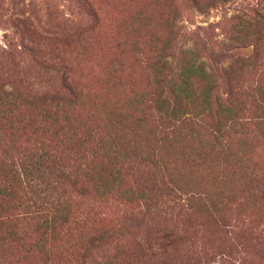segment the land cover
Masks as SVG:
<instances>
[{"label":"rangeland","instance_id":"obj_1","mask_svg":"<svg viewBox=\"0 0 264 264\" xmlns=\"http://www.w3.org/2000/svg\"><path fill=\"white\" fill-rule=\"evenodd\" d=\"M86 3L94 9L102 5L105 13L102 14L98 38L92 39L83 47L80 35L85 31L87 34L95 32V22L84 9ZM196 8L191 7L189 12L184 13L183 22L179 23H183L189 30L208 24L215 29L214 24L221 23V7L209 9L206 13ZM148 15L149 21L146 18ZM26 19L35 28V36L19 25L21 23L18 21ZM157 21L151 8L144 4L138 7L130 0H0V95L4 90L13 92L19 103L26 104L20 106L23 110L21 115H12L11 119L0 123L5 127L0 130V141L6 140L1 144V150L9 151L17 159L20 150L10 143L11 136L22 144L26 139L34 144L33 129L22 130L19 121L30 115L38 116L46 110L57 113L53 117L56 124L47 133L61 130L68 136V144L69 138L75 140L77 137V145L72 151L64 149L65 147L56 149L60 139H54L53 136L50 137L52 141H45L51 148L59 151L56 152L57 160H54L60 164L58 169L66 168L70 164V158L72 161L73 158H85L87 161L91 173L88 182L86 181L87 195H78L72 191L60 199L65 204L64 214H69L82 228L90 230L87 234L84 229H80L84 240L102 228L106 231L100 240L90 245L87 264H223V261L238 264L233 259H237L235 251L239 247L250 252L253 257L254 251H264V198L256 193L254 185L249 192H241L239 181V191H235L232 188L234 184H230L228 179L231 176L224 168L237 166L247 158L257 162L264 159L263 153L254 149L253 140L249 137L234 138L226 155L220 154V149L213 150L202 135L184 138L179 144L165 142L163 135L159 133L161 122L152 109L150 114L153 122L148 121L152 125V132H148L149 127L144 125L140 128L133 125L130 132L126 130L128 123L120 122V115L125 111L134 112L141 94L148 95L154 91L153 68L148 59L159 48L156 38L161 34L157 32ZM215 33L217 38H223L220 35L221 29H216ZM36 41L39 42L36 50H30L34 46L31 44ZM69 44L74 47V51ZM29 52L43 54L42 59L53 66L63 62L64 54L76 55L69 62L72 67L71 79L81 90L75 105L59 102L56 108L48 100L38 98L42 91H60V81L58 77L56 80L52 78L54 73L47 75L38 63L17 55L11 56V53ZM222 53L219 52V60L226 65L231 54L224 51ZM259 74L260 70L249 69L244 84L253 86ZM259 79L264 80V73ZM34 95L39 96L32 98ZM133 100L136 101L132 106L129 102ZM44 103L47 106H43ZM201 114V111L197 113L195 121L199 120ZM255 114L257 117H264V113ZM83 139L90 144L82 143ZM100 140L103 142L102 146H96ZM10 153L8 156H12ZM190 158L198 160L197 163L202 165L205 163L207 169L201 173H193L200 193L195 198L196 201L193 200L188 208L185 206L180 215L165 210L164 206L149 209L142 202H136L143 186L149 189L155 186L157 193L153 190L154 196L165 200L169 190L173 189L171 181L184 175ZM118 169L126 172L127 176L110 177V171ZM222 169L221 175H227L219 184V178L216 177L220 176L219 170ZM213 178L216 179L213 181ZM29 180L30 187L32 185L29 191L32 193H28L26 189V196H22L21 200L1 203L2 206L15 207L30 202L38 204L36 194L40 193L33 192L44 188V184L34 181L35 177H30ZM46 180L56 186L51 175ZM225 182L224 192L235 191L228 197L231 199L218 194ZM202 192L210 194L212 204L210 200L199 199ZM236 193L239 196L235 199L241 204V208L235 210L232 197ZM56 197L54 194V198ZM220 200L222 202L217 203ZM231 209L236 212L231 214ZM2 214L0 212V216ZM165 217L167 221H164ZM87 218L92 220V225L88 227L82 224ZM246 218L248 228L244 231L237 229L232 236L225 234V230L231 233L230 226L234 225L235 220L238 222ZM171 224H178L179 228L195 233L197 238L202 234L205 240L199 237L196 249H191L190 253L180 252L178 257L172 253L163 254L159 258L145 256L142 248H138L141 242L143 244V238H152L153 231ZM257 241L258 247L254 245ZM6 246L0 244V263L9 254L5 251ZM50 251L52 253L51 249ZM247 256L249 257V253ZM258 257L254 261L264 264V258Z\"/></svg>","mask_w":264,"mask_h":264},{"label":"trees","instance_id":"obj_2","mask_svg":"<svg viewBox=\"0 0 264 264\" xmlns=\"http://www.w3.org/2000/svg\"><path fill=\"white\" fill-rule=\"evenodd\" d=\"M130 2L138 7L144 4L153 10L156 21L158 20L157 32L161 36L156 38V42L159 43L158 51L148 59L153 68L154 91L148 95L141 94L140 97L137 95L139 103L134 112L131 113L129 110L120 115V122L128 123L126 130L131 132L133 125L136 128L144 125L149 127L148 132H152L150 124L153 122V116L150 114L152 109L161 122L159 133L163 135V140L167 143L179 144L184 138L202 135L201 137L211 145L213 150L220 149V154L228 155L234 138L249 137L253 140L254 149L262 152L264 156V117H257L255 114L256 112L264 113V80L259 79L264 73V0H130ZM237 4L239 5L235 6ZM191 7H197L196 9L202 13L221 7L223 11L221 23L214 24L215 29L210 24L193 30L187 29L183 23L179 22H183L184 13L189 12ZM226 7L227 9L224 10L223 8ZM84 9L95 22V32L81 33L80 44L83 47L92 39L98 38L102 14L105 13L102 11V5L94 9L86 3ZM146 18L149 21L150 16ZM18 22L27 32L33 36L36 35L35 28L27 19ZM96 28H98L97 31ZM216 29H221L220 35L222 34L223 38H217ZM36 42L31 44L34 46L30 50H36L39 44L38 41ZM68 46L74 51L73 46L70 44ZM223 51L231 54L226 65L219 60V52ZM238 52L242 53L238 54ZM8 55L10 56V53ZM14 55L38 63L47 75L51 76L54 73L52 78L56 80L58 77L60 81L58 86L60 91L46 90L42 91L40 97L34 95L32 98L48 100L56 105V108L59 102L70 106L77 103L81 90L72 81V67L69 66V62L74 60L76 55L64 54L63 62L57 66L43 60V54L40 53H11V56ZM249 69L261 71L253 86L244 84ZM135 101L129 103L132 104ZM24 105L26 104L18 102V98H14L13 92L4 90L0 95V123L11 119L12 115H21L23 110L20 106ZM43 106L47 104L44 103ZM199 111L202 114L198 122L195 118ZM56 114L46 110L38 116L30 115L19 121L22 130L33 129L35 140L34 144H30L31 140L26 139L22 144L11 136L10 143L20 150L17 159L13 158L14 155L9 151L1 150V144L6 140L0 141V212L3 213L0 216V244L7 245L5 251L9 253L0 264H87V252L90 245L100 240L106 233L102 228L84 240L85 237L80 233V229H84L82 225L73 220L74 218L69 214H64L65 204L60 201L61 197L65 194L67 196L72 191L78 195H87L86 181L88 182L91 173L85 158H73V161L70 158V164L66 168L58 169L60 164L54 161L57 160L56 152H59L56 149L65 147L64 149L72 151L78 139L77 137L75 140L69 138L68 144V136L61 130L47 133L56 124L53 120ZM3 129H5L4 125H0V130ZM51 136L54 139H60L56 149L51 148L45 141V139L52 141ZM115 141L116 139L113 142ZM82 143L90 144L85 139ZM102 143L100 140L96 146H102ZM9 153L12 156H8ZM106 156L109 157L107 154ZM197 162L198 160L193 158L187 161V171L171 181L173 189L169 190L165 200L154 196L155 186L152 189L143 186L139 190L140 197L136 199V202H142V205L149 209L164 206L165 210L177 212L180 215L185 206L188 208L193 200L196 201L195 198H198L200 193L198 184L194 182L193 173H201L207 168L205 163L202 165ZM224 170L230 174L231 178L228 179L230 184H234L232 188L235 191H239L240 187L237 183L239 181L241 192L245 193L246 190L249 192L254 185L256 193L264 198V159L257 162L247 158L237 166L231 168L226 166ZM222 172L223 169L219 170L220 176L216 177L219 178V184L227 175H221ZM49 175L56 186L46 180ZM115 175L125 177L127 173L122 172V169L115 172L111 170L110 177ZM30 177H35L34 181L44 184V188L33 192V194L37 192L43 194V196L36 194L39 203L30 202L26 205L3 207L2 204H7L9 201L21 200L22 196H26V189L28 193H32L29 191L32 187L29 184ZM216 178H213V181ZM225 184L226 182L221 185L223 187L218 194L220 197L228 198L235 191L226 192L225 190L224 192ZM238 196L239 194L236 193L232 197L235 210L241 208V204L235 199ZM210 198L212 199L206 192H202L199 196V199L205 201ZM221 202V200L217 201V203ZM204 207L209 209L208 206ZM234 212L236 211L230 210L231 214ZM167 220L165 217L164 221ZM82 224L91 226L92 220L87 218ZM248 226L247 218L238 222L235 220L234 225L230 226L231 233L225 230V234L232 236L237 229L244 231ZM84 230L87 234L90 231ZM151 235L152 238L145 236L143 244L141 242L138 248H142L145 256L152 258H159L166 253H172L177 257L180 252L190 253L191 249H196V242H200L199 237L205 240L202 234L197 238L195 233H190L183 227L179 228L178 224L159 228ZM254 245L258 247V241ZM246 253H249V257ZM235 254L237 259L233 260L238 264H260L254 259L258 256V258H264L263 250L259 253L254 251L255 257H253L242 247H239ZM223 264L229 263L223 261Z\"/></svg>","mask_w":264,"mask_h":264}]
</instances>
